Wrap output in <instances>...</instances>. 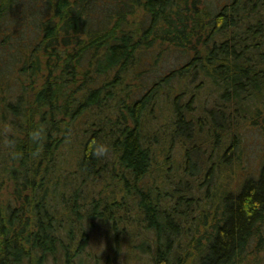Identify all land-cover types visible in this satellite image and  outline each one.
<instances>
[{
	"label": "trees",
	"instance_id": "obj_1",
	"mask_svg": "<svg viewBox=\"0 0 264 264\" xmlns=\"http://www.w3.org/2000/svg\"><path fill=\"white\" fill-rule=\"evenodd\" d=\"M0 264H264V0H0Z\"/></svg>",
	"mask_w": 264,
	"mask_h": 264
},
{
	"label": "rangeland",
	"instance_id": "obj_2",
	"mask_svg": "<svg viewBox=\"0 0 264 264\" xmlns=\"http://www.w3.org/2000/svg\"><path fill=\"white\" fill-rule=\"evenodd\" d=\"M166 153H167V151H165V152H162V151H159V154H158V157H157V159H158V166H159V172H160V174L163 176V171L164 170H166V169H169V168H167V167H169L170 166V168H171V164H169L168 162H165V156H166ZM254 160L253 159H251V163H253L254 164ZM250 163V164H251ZM253 164H251V165H249L248 163H245V166L244 167H247V169H244V167H243V170H245V172L246 171H249V169L252 167V166H254ZM239 168V167H238ZM232 172H234L233 171V169L231 170ZM160 174H159V177H161L160 176ZM229 174H230V172H229ZM228 174V175H229ZM234 175V174H233ZM229 176V178L228 179H233L234 178V176ZM103 240V241H102ZM107 240L108 239H104L103 237H101V233L99 232V233H97L96 234V236H95V238H94V240H93V242L92 243H94L93 245H94V248H97V251L99 250H103L105 247H107V244H109L108 242H107ZM102 241V242H101ZM101 242V243H100ZM98 247H101V248H98ZM131 256H134V258H137L139 255H138V253H136V252H134V250H132L131 248H129V246L127 245L124 249H123V251H122V254H121V259H124V258H127L128 260L130 259V257ZM140 257H141V255H140ZM137 260V259H136Z\"/></svg>",
	"mask_w": 264,
	"mask_h": 264
},
{
	"label": "clouds",
	"instance_id": "obj_3",
	"mask_svg": "<svg viewBox=\"0 0 264 264\" xmlns=\"http://www.w3.org/2000/svg\"><path fill=\"white\" fill-rule=\"evenodd\" d=\"M44 135V129L42 126H39L37 128H35L32 132H31V137L32 140L36 143L39 144V142L41 141V139L43 138ZM93 151L95 152L96 155L100 156V155H106L109 153L110 151V145L107 143H100V144H96L93 147Z\"/></svg>",
	"mask_w": 264,
	"mask_h": 264
}]
</instances>
